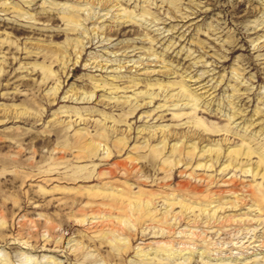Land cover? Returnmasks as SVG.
Masks as SVG:
<instances>
[{"label":"clouds","instance_id":"obj_1","mask_svg":"<svg viewBox=\"0 0 264 264\" xmlns=\"http://www.w3.org/2000/svg\"><path fill=\"white\" fill-rule=\"evenodd\" d=\"M262 78L264 0H0V264H264Z\"/></svg>","mask_w":264,"mask_h":264},{"label":"rangeland","instance_id":"obj_2","mask_svg":"<svg viewBox=\"0 0 264 264\" xmlns=\"http://www.w3.org/2000/svg\"><path fill=\"white\" fill-rule=\"evenodd\" d=\"M203 38V37H202ZM54 71H60L59 68H54ZM80 74V69H75L74 71H72L71 76H72V80L75 79L76 76H78ZM7 80V78H5V81ZM262 83H264V78H262L261 80ZM72 83L71 80L67 81V85H70ZM26 87H30L32 86L31 82H27ZM11 86H9L8 88H2L0 87V91H6V90H10ZM21 98H17L16 102L19 103ZM11 100H5L4 98H0V103H11ZM9 145L6 142L0 141V150L6 151L8 149ZM114 163H118L120 164V166H125V162H120V161H114ZM18 187V185H17ZM197 191H201L196 189ZM219 191H228V189L225 188H221ZM32 217L29 216V219H31Z\"/></svg>","mask_w":264,"mask_h":264}]
</instances>
